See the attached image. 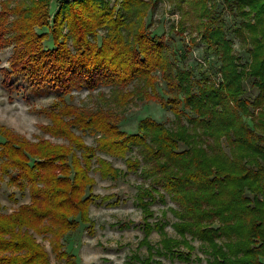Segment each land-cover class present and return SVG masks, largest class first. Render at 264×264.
Listing matches in <instances>:
<instances>
[{
	"label": "trees",
	"instance_id": "1",
	"mask_svg": "<svg viewBox=\"0 0 264 264\" xmlns=\"http://www.w3.org/2000/svg\"><path fill=\"white\" fill-rule=\"evenodd\" d=\"M154 3L62 1L49 25L48 0L12 7L1 2L0 46H13V73L62 95L101 85L122 91L138 83L144 99L159 101L178 124L171 129L144 117L129 133L119 127L123 118L82 112L62 99L49 112L51 124L42 129L68 145L30 142L1 125V174L8 175L9 185L26 190L29 200L0 211V264H79L63 237L80 224L94 233L89 207L98 196L90 171L102 178L120 175L97 150L125 157L127 170L148 181L136 195L146 215L157 199L168 197L174 204L169 210L181 239H166L164 223L145 219L144 240L153 230L163 235L160 248L149 247L152 254L188 261L194 249L185 238L190 235L205 248L208 264H264V0L225 1L239 21L233 32L248 54L245 62L234 51L215 3L178 0L180 19L171 30L182 34L190 27L219 62L214 70L209 62L200 76L180 69L172 48L150 32L145 18ZM45 27L53 48H45L48 35L36 31ZM195 44L189 38L186 52ZM156 73L166 97L156 89ZM245 83L256 92L253 97L246 95ZM73 128L98 135L96 146L87 145ZM35 234L49 240L54 262ZM145 261L140 264L152 259Z\"/></svg>",
	"mask_w": 264,
	"mask_h": 264
},
{
	"label": "rangeland",
	"instance_id": "2",
	"mask_svg": "<svg viewBox=\"0 0 264 264\" xmlns=\"http://www.w3.org/2000/svg\"><path fill=\"white\" fill-rule=\"evenodd\" d=\"M4 0H0L1 2ZM32 4V0H5L9 7ZM62 1L72 0H48L49 16L48 24L52 25L53 14ZM111 4L116 0H109ZM152 1V0H145ZM226 0H208V4L215 3L216 10L222 13L227 36L232 40L234 51L241 62L248 61L249 57L235 36L233 29L239 23L232 11L225 5ZM178 0H155L153 7L148 11L145 18L152 34L160 35L174 51L175 61L180 69H191L196 76L209 67L214 70L219 65L217 58L212 53H206L203 45L199 42V35L189 27L184 33L173 29L180 19L177 8ZM185 5V4H183ZM11 17V16H10ZM187 25L189 22L186 23ZM37 33H46L44 39L45 48H53L54 44L50 35V28L36 29ZM195 39L196 44L189 52H186V42L189 38ZM13 46L3 43L0 46V126L18 133L30 142L47 139L51 143L68 145V141L62 137H53L42 129V126L51 124L49 112L55 111V107L62 99L65 103L75 106L82 112L95 113L105 112L109 117H121L120 129L129 133L137 131L140 119L151 117L165 126L175 129L178 122L173 113L164 108L159 101H148L144 96L141 84L129 85L126 90L116 91L110 86L101 85L93 91L87 89H74L69 95H62L59 91L49 86H33L21 74L13 73L10 68V59ZM157 91L163 97L165 86L158 73ZM247 88V96L253 97L255 91ZM132 92L122 99L125 92ZM148 93V91H147ZM151 95V94H150ZM185 123V118H182ZM87 145L96 146L98 135L83 133L73 128ZM97 155L109 161L117 168L120 175L114 178H102L99 172L91 170L90 175L94 178L93 193L98 197L89 207V217L93 222L94 233L89 234L85 225L79 227L63 237L64 246L73 252L79 264H140L152 259L147 264H208V255L200 241L194 240L186 235L188 243L194 248L188 261H182L176 257L158 256L152 248L161 247L162 234L153 230L144 240V222L154 224L157 221L164 223L166 239L176 242L181 239L174 229L173 217L170 207L174 204L166 197L165 202L157 199L149 206L150 215H146L137 204L136 195L139 187H146L148 181L143 182L137 173L129 172L124 162L125 157L114 156L97 150ZM128 153L127 156H133ZM10 170L9 173H11ZM27 191L20 192L15 186L8 184V175L0 171V211L10 212L21 203L28 202ZM47 252H49L51 263L54 262L50 251L49 240L41 235H36ZM181 248H188L183 243ZM152 247V248H149ZM152 257V258H150Z\"/></svg>",
	"mask_w": 264,
	"mask_h": 264
}]
</instances>
